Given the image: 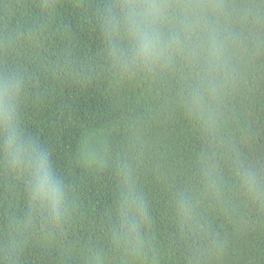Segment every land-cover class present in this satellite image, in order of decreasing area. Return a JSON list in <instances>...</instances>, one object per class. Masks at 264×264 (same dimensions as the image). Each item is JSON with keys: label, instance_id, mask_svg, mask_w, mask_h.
<instances>
[{"label": "clouds", "instance_id": "1", "mask_svg": "<svg viewBox=\"0 0 264 264\" xmlns=\"http://www.w3.org/2000/svg\"><path fill=\"white\" fill-rule=\"evenodd\" d=\"M65 87L104 103L59 161L32 114ZM261 109L264 0H0V264H234L264 235Z\"/></svg>", "mask_w": 264, "mask_h": 264}, {"label": "trees", "instance_id": "2", "mask_svg": "<svg viewBox=\"0 0 264 264\" xmlns=\"http://www.w3.org/2000/svg\"><path fill=\"white\" fill-rule=\"evenodd\" d=\"M13 3H19L21 0H12ZM65 23H67L73 34L74 51L83 55L90 49H94V39L87 25H82L77 10L68 7L64 10ZM16 17H13L15 20ZM46 86L45 81H41V88ZM99 94L89 89L87 92H77L75 89L65 87L62 93H57L54 96H46L40 107L32 114L33 119L41 123L42 135L45 137L52 136L56 130H59V138L56 140V156L59 161L63 160L75 143L79 127L82 124L94 122L97 119L96 109L97 104L104 103L103 97L97 100ZM107 109V105L105 104ZM53 111L55 115H53ZM53 121L56 128L53 127ZM258 130L261 131V139H264V109H261L258 118ZM264 146V145H262ZM181 148L184 145L181 144ZM154 196V211L157 214V227L161 232L169 230V226L159 220V215L163 209L164 197L158 189L153 188ZM90 195L94 200L98 199L97 193L93 190ZM98 209L102 207V202L97 205ZM264 247V235L259 241L253 240L247 252L241 253L236 258L234 264H247L248 256L253 249ZM260 264H264V258L260 260Z\"/></svg>", "mask_w": 264, "mask_h": 264}]
</instances>
